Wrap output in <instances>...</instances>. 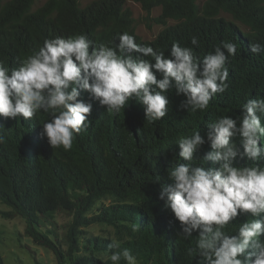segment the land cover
Returning <instances> with one entry per match:
<instances>
[{
	"label": "trees",
	"instance_id": "obj_1",
	"mask_svg": "<svg viewBox=\"0 0 264 264\" xmlns=\"http://www.w3.org/2000/svg\"><path fill=\"white\" fill-rule=\"evenodd\" d=\"M36 1L0 0V64L9 72L38 52L45 40L78 35L86 36L98 49L101 45L115 48L119 36L128 33L138 45L162 51L165 56L173 43H179L192 48L200 60L225 42L236 44L237 54L229 57L227 64L229 87L203 112L181 110L185 98L172 89L167 93L168 116L149 122L144 106L135 99L117 114L81 91L79 98L92 104L91 126L76 135L70 151L53 149L42 137V124L51 119L50 114L40 113L32 120L0 116V201L10 208L0 215L23 219L28 236L51 250L57 264H112L110 255L123 248L130 249L139 264H198L195 256L186 253L196 247L198 233L190 239L177 235L180 222L159 199V193L163 185L171 183L168 170L176 163H187L179 160V138L200 131L206 140L209 123L221 116L236 119L249 99L264 98V52L253 54L250 50L253 43L264 45V0H206L201 7L197 0H134L147 12L160 7L158 24L177 21L152 41H143L135 33L126 0H98L86 8L80 7L79 0H48L31 12ZM221 13L229 14L234 22ZM193 37L198 45L191 43ZM234 142L243 151L240 138ZM260 146L264 147V138ZM209 151L205 143L196 154L197 163L205 168L213 167L202 161ZM256 163L264 166V159L253 162L237 157L234 166ZM106 197L114 203L98 215L88 216ZM58 213L72 218L64 241L55 232ZM250 219V214L242 213L225 231L235 234ZM95 223L111 226L126 237L118 240L120 249H110L111 241L99 238L83 245L80 228ZM131 224H137L139 231L133 232ZM0 264H6L1 251ZM120 264L126 262L122 259Z\"/></svg>",
	"mask_w": 264,
	"mask_h": 264
},
{
	"label": "clouds",
	"instance_id": "obj_2",
	"mask_svg": "<svg viewBox=\"0 0 264 264\" xmlns=\"http://www.w3.org/2000/svg\"><path fill=\"white\" fill-rule=\"evenodd\" d=\"M118 41L115 48L97 49L84 35L45 40L19 68L9 72L0 64V116L32 120L40 113L50 114L51 119L42 124V137L53 149L70 151L76 135L91 126L92 104L79 98L81 91L117 114L135 99L144 106L146 120L156 122L169 114L167 93L172 89L185 98L180 109L195 113L206 111L210 101L229 87L227 64L237 54L235 43L225 42L200 60L192 48L179 43H173L165 56L138 45L128 33ZM191 43L198 45L197 38ZM250 50L260 54L264 45L253 43ZM242 113L236 119L221 116L209 123L206 140L200 131L179 138V160L187 163H176L168 170L171 183L159 193L180 222L177 235L190 239L198 233L196 247L186 250L198 264H264V166H234L237 157L253 162L264 159L260 146L264 98L249 99ZM237 137L243 151L234 142ZM205 143L211 151L202 161L211 162L209 168L196 158ZM242 213L252 219L228 234L225 230ZM129 227L139 231L137 224ZM110 241V249H120L118 240ZM122 259L139 264L128 248L110 255L112 264Z\"/></svg>",
	"mask_w": 264,
	"mask_h": 264
},
{
	"label": "rangeland",
	"instance_id": "obj_3",
	"mask_svg": "<svg viewBox=\"0 0 264 264\" xmlns=\"http://www.w3.org/2000/svg\"><path fill=\"white\" fill-rule=\"evenodd\" d=\"M47 1L48 0H37L33 5L31 12H36ZM94 1L98 0H79L80 7L86 8ZM205 1L206 0H197V4L201 7ZM125 7L131 13L135 33L143 41H152L166 26L177 24V21L175 20H168L166 26L156 23V19L161 15L160 7L153 8L151 11L147 12L142 8L140 3L134 0H126ZM220 16L228 21L234 22L229 14L221 13ZM235 23L241 27L242 30L247 31L242 24L239 22ZM112 203H114V200L110 197H106L99 201L93 211L87 215H98L103 208L108 207ZM0 211L8 212L10 211V208L0 201ZM71 220V217L63 213L55 215V232L61 241H64L66 225L71 222ZM49 229H52V227ZM80 230L83 231L81 240L84 246H88L86 242L87 240H93L96 238L108 241L112 238H115L116 240L121 238L126 239L124 235L118 234L115 228L105 224L95 223L87 227H82ZM62 244L64 249H67V246L65 245L66 243L62 242ZM0 251L6 264H57L56 257L51 250L35 244L32 238L28 236L26 232V224L24 220L19 217L7 219L0 215ZM82 252L83 254L86 253L85 250ZM99 256L107 257V255Z\"/></svg>",
	"mask_w": 264,
	"mask_h": 264
}]
</instances>
